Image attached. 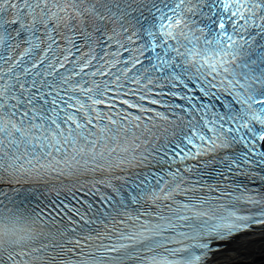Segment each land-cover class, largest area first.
Returning <instances> with one entry per match:
<instances>
[{
    "label": "snow or ice",
    "instance_id": "1",
    "mask_svg": "<svg viewBox=\"0 0 264 264\" xmlns=\"http://www.w3.org/2000/svg\"><path fill=\"white\" fill-rule=\"evenodd\" d=\"M0 264H264V0H0Z\"/></svg>",
    "mask_w": 264,
    "mask_h": 264
}]
</instances>
